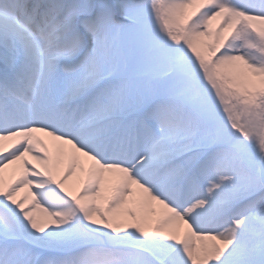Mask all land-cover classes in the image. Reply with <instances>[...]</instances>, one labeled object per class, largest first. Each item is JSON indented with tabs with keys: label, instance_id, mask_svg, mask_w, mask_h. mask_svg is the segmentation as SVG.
I'll return each instance as SVG.
<instances>
[{
	"label": "snow or ice",
	"instance_id": "obj_1",
	"mask_svg": "<svg viewBox=\"0 0 264 264\" xmlns=\"http://www.w3.org/2000/svg\"><path fill=\"white\" fill-rule=\"evenodd\" d=\"M0 264H264V0H0Z\"/></svg>",
	"mask_w": 264,
	"mask_h": 264
},
{
	"label": "bare ground",
	"instance_id": "obj_2",
	"mask_svg": "<svg viewBox=\"0 0 264 264\" xmlns=\"http://www.w3.org/2000/svg\"><path fill=\"white\" fill-rule=\"evenodd\" d=\"M26 159L31 160V157H26ZM32 163H35V161H32ZM67 163H68V161L65 158L61 157V167H66ZM37 167L40 168L41 166L37 165ZM17 168H18V165L9 166V168L5 170V174H4L5 175V179L6 180L9 179L11 177V174H12L13 170L17 169ZM77 174H79V172H77ZM69 186L72 187L71 182H69ZM73 190H75V188H73ZM28 191L29 190L27 188L21 189V191H19L18 194H17V198L19 199V198L25 197L26 195H28ZM28 203H31V198L30 197H29ZM26 206H27V204H26Z\"/></svg>",
	"mask_w": 264,
	"mask_h": 264
},
{
	"label": "rangeland",
	"instance_id": "obj_3",
	"mask_svg": "<svg viewBox=\"0 0 264 264\" xmlns=\"http://www.w3.org/2000/svg\"><path fill=\"white\" fill-rule=\"evenodd\" d=\"M216 24V21H213V25H215Z\"/></svg>",
	"mask_w": 264,
	"mask_h": 264
}]
</instances>
